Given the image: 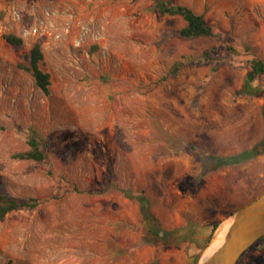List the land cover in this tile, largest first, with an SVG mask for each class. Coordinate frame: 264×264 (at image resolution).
<instances>
[{
	"label": "rangeland",
	"instance_id": "rangeland-1",
	"mask_svg": "<svg viewBox=\"0 0 264 264\" xmlns=\"http://www.w3.org/2000/svg\"><path fill=\"white\" fill-rule=\"evenodd\" d=\"M173 1L217 35L181 36L185 20L159 16L156 0H0V194L39 200L0 219V264H194L264 190V77L244 91L250 60H264V0ZM36 42L49 94L22 67ZM182 55L193 57L163 81ZM33 136L45 159L16 158ZM257 144L254 159L199 179L191 146ZM124 190L144 191L152 216ZM237 264H264V239Z\"/></svg>",
	"mask_w": 264,
	"mask_h": 264
},
{
	"label": "trees",
	"instance_id": "trees-1",
	"mask_svg": "<svg viewBox=\"0 0 264 264\" xmlns=\"http://www.w3.org/2000/svg\"><path fill=\"white\" fill-rule=\"evenodd\" d=\"M155 9L159 14V16L162 17L166 15L181 16L185 20L186 24L183 28H181L180 35L185 38L202 37V36L210 37L217 35L214 25L208 23L203 14L197 13L194 9H192L191 7L185 4L176 3L173 0H156ZM6 39L8 40V42L14 45H21L23 43V38L15 34H8L6 36ZM216 50H217L216 47L205 49L203 55L196 59V64L201 65L203 63L212 61L215 57ZM192 57L193 56L191 55H182L180 58L175 60L169 73L163 77V81L169 79L170 77L178 75L180 70L186 65V63ZM44 59H45V55L42 50L41 44L39 42H36L29 54L30 64L28 66H22V67L31 71L35 78L36 85L44 93L49 94L52 86V78L50 72L42 68ZM250 64H251V70L247 75V81L245 84L244 91L250 90L252 88L251 87L252 84L258 78L264 77V60H262L257 56H254L250 60ZM258 145L259 144H257L255 147L251 149H246L239 153L230 154V155H214L208 151L199 149L196 146H191L193 153L202 160L199 179L205 177L210 171H218L221 168L228 166H238L241 165L242 163L254 159L259 154V152L257 151ZM29 146L30 148L28 150L16 154L15 157L22 159H32L35 161H42L45 159V154L41 148V143L35 136L30 138ZM124 194L127 197L137 199L141 203L142 209L143 211H145V217L152 216L151 212L149 211L146 212L148 206L150 205V200L146 196L144 191L133 192L130 190H124ZM259 195L260 194H257L256 197ZM38 205H39V200L37 199H31L30 201L23 202V201H18L8 195L0 194V219H5L10 213L14 211H20V210L34 211L37 209ZM217 227H218V223L212 225L211 232L209 233L206 241L202 243L204 247L212 238ZM151 232L157 237H161L165 239L170 233L175 234L178 232V230L169 232L154 226L152 227ZM263 239L264 236L260 238L258 241ZM195 243L199 244L200 242L199 240L198 241L196 240ZM202 250L203 247L200 246L198 250V254L195 255L194 264H198ZM243 256L244 254L241 256L240 259H242ZM151 264H158V263L152 262Z\"/></svg>",
	"mask_w": 264,
	"mask_h": 264
},
{
	"label": "water",
	"instance_id": "water-1",
	"mask_svg": "<svg viewBox=\"0 0 264 264\" xmlns=\"http://www.w3.org/2000/svg\"><path fill=\"white\" fill-rule=\"evenodd\" d=\"M224 244L199 264H237L241 256L264 236V191L232 217Z\"/></svg>",
	"mask_w": 264,
	"mask_h": 264
},
{
	"label": "bare ground",
	"instance_id": "bare-ground-1",
	"mask_svg": "<svg viewBox=\"0 0 264 264\" xmlns=\"http://www.w3.org/2000/svg\"><path fill=\"white\" fill-rule=\"evenodd\" d=\"M231 224H232V220L227 222V224L220 231L219 235L217 236V238L215 239V241L213 243L212 250H211L210 254L208 255V257L213 255L215 252H217L222 247V245L224 244L225 236H226L227 232L229 231V228H230Z\"/></svg>",
	"mask_w": 264,
	"mask_h": 264
}]
</instances>
